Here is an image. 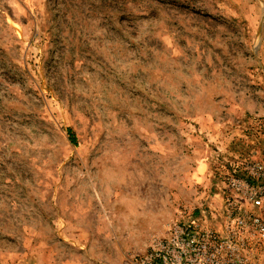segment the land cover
Segmentation results:
<instances>
[{
    "label": "rangeland",
    "instance_id": "1",
    "mask_svg": "<svg viewBox=\"0 0 264 264\" xmlns=\"http://www.w3.org/2000/svg\"><path fill=\"white\" fill-rule=\"evenodd\" d=\"M263 110L264 0H0V264H131L182 207L215 221Z\"/></svg>",
    "mask_w": 264,
    "mask_h": 264
},
{
    "label": "built area",
    "instance_id": "2",
    "mask_svg": "<svg viewBox=\"0 0 264 264\" xmlns=\"http://www.w3.org/2000/svg\"><path fill=\"white\" fill-rule=\"evenodd\" d=\"M259 122V121H258ZM264 131V120L259 122ZM215 221L179 209L132 264H264V159L231 163Z\"/></svg>",
    "mask_w": 264,
    "mask_h": 264
},
{
    "label": "crops",
    "instance_id": "3",
    "mask_svg": "<svg viewBox=\"0 0 264 264\" xmlns=\"http://www.w3.org/2000/svg\"><path fill=\"white\" fill-rule=\"evenodd\" d=\"M263 111H264V110H263ZM263 111H261V114L264 113ZM251 143H252V142H251ZM147 213L151 214V210H150V211H147ZM151 215H152V214H151ZM154 218H155V217L152 215V216H151V221H152V219L154 220ZM171 219H172V218H171ZM171 219H170V220H171ZM167 221H168V222H167ZM161 224H162V225L164 224V222H163L162 220L159 222V225H161ZM168 224H169V220H166V223L164 224V228L167 227ZM155 234H156V233H155ZM158 234H161V235H162L163 233H162V231L160 230V232L157 233L156 235H158ZM148 237H150V241H151L153 238L161 237V236H154V237L152 238V236L149 235ZM143 252H144V251H143ZM141 253H142V252H141ZM139 254H140V253H139ZM132 256H134V255H132ZM132 256L130 257V263H131V258H132ZM131 264H132V263H131Z\"/></svg>",
    "mask_w": 264,
    "mask_h": 264
}]
</instances>
